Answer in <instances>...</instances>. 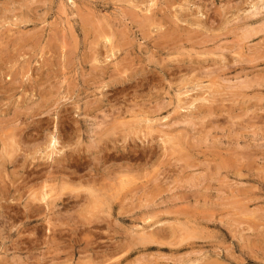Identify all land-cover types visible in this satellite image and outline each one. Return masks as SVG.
Masks as SVG:
<instances>
[{
	"label": "rangeland",
	"instance_id": "rangeland-1",
	"mask_svg": "<svg viewBox=\"0 0 264 264\" xmlns=\"http://www.w3.org/2000/svg\"><path fill=\"white\" fill-rule=\"evenodd\" d=\"M0 169V264H264V0H0Z\"/></svg>",
	"mask_w": 264,
	"mask_h": 264
},
{
	"label": "bare ground",
	"instance_id": "bare-ground-1",
	"mask_svg": "<svg viewBox=\"0 0 264 264\" xmlns=\"http://www.w3.org/2000/svg\"><path fill=\"white\" fill-rule=\"evenodd\" d=\"M154 2V1H153ZM258 2V1H257ZM261 2V1H260ZM260 4V3H259ZM256 9V8H255ZM208 15V14H207ZM170 18V17H169ZM180 24V23H179ZM194 24V23H193ZM204 24V23H203ZM204 28V27H203ZM186 34V33H185ZM161 37V36H160ZM187 39V38H186ZM109 40V39H108ZM205 40H206V37H205ZM179 43V42H178ZM183 79V78H182ZM207 87V86H206ZM210 90H211V88H210ZM182 91V90H181ZM207 91V90H206ZM212 91V90H211ZM206 93V92H205ZM204 93V94H205ZM179 95V94H178ZM181 96V95H180ZM206 96V95H205ZM205 100V98H201V97H199V98H196V99H192V101L190 102L191 104H192V102H194V101H196V100ZM180 101V100H179ZM178 101V102H179ZM190 101V100H189ZM189 101H188V103H189ZM158 106V105H157ZM185 107V106H184ZM148 108V107H147ZM176 108V107H175ZM143 110V109H142ZM135 111H137V110H135ZM127 112V111H126ZM114 113H116V112H114ZM146 113V112H145ZM110 114V113H109ZM142 114V113H141ZM119 115V114H118ZM125 115V114H124ZM144 115V114H143ZM111 116V115H110ZM136 116V115H135ZM207 118V117H206ZM151 119V118H150ZM67 120V119H66ZM126 120V119H125ZM140 120V119H139ZM145 120V119H144ZM109 123V122H108ZM119 125H123V122H119V123H117L116 125H114L115 127L117 126H119ZM138 126V125H137ZM162 126V125H161ZM166 126V125H165ZM114 127V128H115ZM143 127V126H142ZM148 129L147 130H149L148 132H147V130H146V134H150L153 130H152V128L149 126V125H147L146 126ZM112 128V127H111ZM124 128V127H123ZM133 127H130L129 126V128H128V130L125 132V135H129L130 133H134L135 134V130H133L132 129ZM135 129V128H134ZM167 129V128H166ZM113 130V129H112ZM120 130V129H119ZM120 132V131H119ZM109 134V132H105V133H102L100 136H104V138L106 139V141L105 140H103V139H100V141H102V144H101V146H99L98 147V151H101V152H103L104 154H106V156H110V154H108L107 153V150L110 148V147H108V144H107V140L109 139V137L107 136ZM112 134V133H111ZM110 135V134H109ZM150 137V136H149ZM151 138V137H150ZM159 138V137H158ZM49 141H48V151H47V153H45V157H48V158H50V160L51 161H53V162H56V163H61L63 160H75V158H77V156H79V153H76V154H72V151L70 152H68L67 150H62L61 148H56L57 146L56 145H58L57 143H58V140L54 137V136H50V139H48ZM168 140H170V139H168ZM53 141H55L54 143H53ZM98 141V140H97ZM146 141V140H145ZM161 141H163V140H161ZM135 142V141H134ZM169 142V141H168ZM3 146V145H2ZM17 147V146H16ZM47 149V148H46ZM57 149V150H56ZM113 149H116V147H113ZM15 151V150H14ZM61 154V155H60ZM117 154V153H116ZM156 154V153H155ZM133 155V154H132ZM55 156H58L57 158L55 157ZM138 158V157H137ZM48 160V159H47ZM66 161V162H67ZM87 162V161H86ZM4 164V163H3ZM84 164V163H83ZM35 168V167H34ZM42 168V167H41ZM51 168V167H50ZM76 169V168H75ZM1 170V169H0ZM31 170V169H30ZM32 172H34L35 173V175H37L38 177H39V170H33V168H32ZM130 173V172H129ZM33 175V174H32ZM89 176V175H88ZM114 176V175H113ZM34 177V176H33ZM75 177V176H74ZM122 177V176H121ZM36 178V177H35ZM81 178H82V176H81ZM51 179V178H50ZM49 180V179H48ZM109 180V179H108ZM83 181V180H82ZM88 182V181H87ZM65 184V183H64ZM63 185V184H62ZM88 185H89V183H88ZM56 186V185H55ZM65 186V185H64ZM64 186H63V188H64ZM67 186V185H66ZM44 187H46V185H42V188H44ZM58 187V186H57ZM62 187V186H61ZM67 187H69V186H67ZM92 187V186H91ZM138 187V186H137ZM101 188V187H100ZM146 188V187H145ZM102 189V188H101ZM104 189V188H103ZM32 190V189H31ZM55 188H53V187H50V189H49V192L50 193H48V192H44V189L43 190H41V191H39V193L41 192L42 194L40 195V194H38V195H40V196H34L33 197V199L34 200H37V201H39V202H44L45 204L46 203H48L49 202V204H51V205H53V203L54 202H56V194H57V192L55 193ZM60 190V189H59ZM62 190V189H61ZM85 190H87V189H85ZM89 190H90V188H89ZM88 190V191H89ZM93 190V189H92ZM91 190V192H88V193H90V194H92L93 193V191ZM127 190V189H126ZM57 191V190H56ZM64 191V190H63ZM97 191H99V189H97V190H95V192H97ZM104 191H106V190H104ZM116 191V190H115ZM135 191H139V190H135ZM94 192V193H95ZM127 192V191H126ZM98 194H99V192H97ZM97 193H96V195H94L93 194V196H95V197H98V195H97ZM113 193V192H112ZM34 194H36V193H34ZM49 194V195H48ZM89 194V195H90ZM54 195V196H53ZM105 194H103V196H104ZM132 194H130V196H131ZM93 196H92V198H93ZM100 196V195H99ZM108 196V195H107ZM106 196V197H107ZM114 196V195H113ZM31 197V196H30ZM94 197V199L96 200V198ZM110 197L111 196H108L107 197V201H108V199L110 200ZM119 197V196H118ZM136 197V196H135ZM49 198H51L50 200H49ZM100 198H101V196H100ZM104 198V197H103ZM102 198V199H103ZM114 198V197H113ZM125 198H127V197H125ZM125 198H124V200H125ZM132 198H134V197H132ZM112 199V198H111ZM48 200V201H47ZM89 200V199H88ZM93 200V199H92ZM120 200V199H119ZM103 201V200H102ZM105 201V200H104ZM31 202V201H30ZM96 202H97V200H96ZM122 202V201H121ZM93 203V202H92ZM41 204V203H40ZM94 204V203H93ZM92 204V205H93ZM34 206V205H33ZM61 206V205H60ZM94 206V205H93ZM54 207V206H53ZM112 207V206H111ZM40 207L39 206H35V207H33V211L34 212H36V211H38V210H40L39 209ZM65 208V207H64ZM67 208V207H66ZM45 209V208H44ZM98 209V208H97ZM111 209V208H110ZM31 210V209H30ZM31 210V211H32ZM99 210V209H98ZM101 210V209H100ZM119 210V209H118ZM30 212V211H29ZM44 214V213H43ZM44 218V217H43ZM56 219H58V218H56ZM48 220H50V219H48ZM46 221V220H45ZM44 221V222H45ZM143 221V220H142ZM51 222V221H50ZM48 224V223H47ZM51 225V224H50ZM54 226V225H53ZM48 227V226H47ZM54 228V227H53ZM35 229V228H34ZM49 229V228H48ZM43 230V229H42ZM77 230V229H76ZM79 230V229H78ZM74 231V230H73ZM171 231V230H170ZM38 232V231H37ZM39 233V232H38ZM76 233V232H75ZM143 236V235H142ZM145 237V236H144ZM144 237H137V238H141L140 239V241L142 240H147V243H148V241H149V239H144ZM148 237V236H147ZM153 237V236H152ZM49 238V237H48ZM136 239V238H135ZM138 240V239H137ZM141 241V242H142ZM143 242H145V241H143ZM155 242V241H154ZM53 243V242H52ZM51 243V244H52ZM49 252V251H48ZM104 254V253H103Z\"/></svg>",
	"mask_w": 264,
	"mask_h": 264
},
{
	"label": "snow or ice",
	"instance_id": "snow-or-ice-1",
	"mask_svg": "<svg viewBox=\"0 0 264 264\" xmlns=\"http://www.w3.org/2000/svg\"><path fill=\"white\" fill-rule=\"evenodd\" d=\"M55 141H53V143H54Z\"/></svg>",
	"mask_w": 264,
	"mask_h": 264
}]
</instances>
